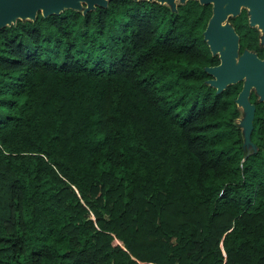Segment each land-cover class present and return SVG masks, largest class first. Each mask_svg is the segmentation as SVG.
Returning <instances> with one entry per match:
<instances>
[{
  "label": "trees",
  "instance_id": "1",
  "mask_svg": "<svg viewBox=\"0 0 264 264\" xmlns=\"http://www.w3.org/2000/svg\"><path fill=\"white\" fill-rule=\"evenodd\" d=\"M245 12L237 52L261 58ZM209 14L107 0L0 27V264H264V106L251 89L241 160Z\"/></svg>",
  "mask_w": 264,
  "mask_h": 264
},
{
  "label": "water",
  "instance_id": "2",
  "mask_svg": "<svg viewBox=\"0 0 264 264\" xmlns=\"http://www.w3.org/2000/svg\"><path fill=\"white\" fill-rule=\"evenodd\" d=\"M107 0H0V27L14 23L16 18L34 19L36 11L42 16L57 13L63 8H72L84 13L93 9L95 5L104 6ZM167 4L174 10L175 0H155ZM184 0H177L183 2ZM199 3L210 4V14L201 31L202 39L207 44L211 54L217 55V63L205 65L203 69L208 77L205 82L214 87L218 92L226 84L241 81L240 88L233 98L234 103L240 108L241 116L237 125L241 131L242 146L246 156L253 144L249 139L252 127L254 103L248 100L249 91L252 89L257 100L264 106V56L258 57L256 53L247 48L237 52V34L230 24L221 20L228 15H235L239 7L246 8L249 25L259 29V43L264 41V0H198Z\"/></svg>",
  "mask_w": 264,
  "mask_h": 264
},
{
  "label": "flooded vegetation",
  "instance_id": "3",
  "mask_svg": "<svg viewBox=\"0 0 264 264\" xmlns=\"http://www.w3.org/2000/svg\"><path fill=\"white\" fill-rule=\"evenodd\" d=\"M242 8L246 10L245 7L241 6V7H239V11H238V12H240ZM245 13H246V12H245ZM235 15H236V14H235ZM229 16H234V15H228V16L226 17L228 20H229V18H228ZM246 20H247V21H246L247 25H248V26H251V25L248 24L247 15H246ZM229 21H230V20H229ZM231 26H232V24H231ZM252 26L255 27V28L257 29V31H258V35H259V29L257 28V26H255V25H252ZM232 28H233V27H232ZM233 30H234V29H233ZM235 33H236V32H235ZM258 42H259V39H258ZM262 44H263V43H262ZM263 45H264V44H263Z\"/></svg>",
  "mask_w": 264,
  "mask_h": 264
},
{
  "label": "rangeland",
  "instance_id": "4",
  "mask_svg": "<svg viewBox=\"0 0 264 264\" xmlns=\"http://www.w3.org/2000/svg\"><path fill=\"white\" fill-rule=\"evenodd\" d=\"M175 2H177V0H175ZM227 17V16H226ZM223 18L222 20H221V22L222 23H226V24H230L231 25V22L227 19V18ZM260 33V32H259ZM263 44H264V41H263ZM257 98V97H256Z\"/></svg>",
  "mask_w": 264,
  "mask_h": 264
}]
</instances>
